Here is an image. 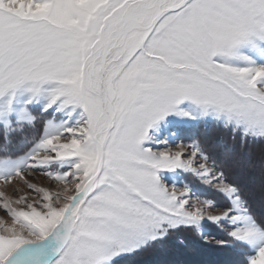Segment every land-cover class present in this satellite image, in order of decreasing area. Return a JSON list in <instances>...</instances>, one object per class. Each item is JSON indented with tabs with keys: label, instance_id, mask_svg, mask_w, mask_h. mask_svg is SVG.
Listing matches in <instances>:
<instances>
[{
	"label": "snow or ice",
	"instance_id": "obj_1",
	"mask_svg": "<svg viewBox=\"0 0 264 264\" xmlns=\"http://www.w3.org/2000/svg\"><path fill=\"white\" fill-rule=\"evenodd\" d=\"M242 49L264 50V0H0V120L21 89L18 121L31 122L41 93L42 111L80 109L26 158L0 157L11 169L0 182L30 189L0 191V264H111L154 247L160 264H191L202 245L228 246L206 225L252 246L247 264H264V229L241 210L222 163L164 132L169 116L214 118L264 139V66ZM65 161L67 171L42 173L62 192L24 175ZM178 170L229 205L165 186L160 173Z\"/></svg>",
	"mask_w": 264,
	"mask_h": 264
},
{
	"label": "rangeland",
	"instance_id": "obj_2",
	"mask_svg": "<svg viewBox=\"0 0 264 264\" xmlns=\"http://www.w3.org/2000/svg\"><path fill=\"white\" fill-rule=\"evenodd\" d=\"M242 51L252 57L255 66H264V50L257 49L249 51L242 49ZM233 64L234 66H245L241 61H233ZM42 87L49 88L54 87V85H43ZM27 96L28 94L23 89L19 90L16 93L12 118L9 120L7 117H4L3 120H0V157L13 161L22 160L32 152L39 141L45 137L46 133H50L52 130L62 131L64 127L74 125L78 119L80 112L78 108L71 115L68 114L70 109L57 112L56 105L47 111H42L46 103V95L41 93L32 104L27 106L28 115L32 117L31 122L27 119L18 121L19 113L25 109ZM183 103L187 105L190 102L185 101ZM5 124H7L6 129L4 127ZM217 130L223 131L222 134L215 133ZM164 132L170 140H175L176 142L191 143L193 139H196L204 146L208 154L215 156L218 162L222 163L229 182L239 189V194L243 202V209L241 210L246 209L247 212L245 214L253 220L248 211L245 199L247 195H250L251 197L255 196L256 200L264 201V185L260 186L258 183L260 179H264V170H259L264 165L260 163L256 164L249 156L247 158L245 153L236 151L240 149L233 151L232 148L235 145L232 146L229 144L227 151L223 150L220 141L225 138L224 133H226V137L229 136L232 144L234 140H237L236 143L238 145L236 147L238 148H241L240 145L245 146L246 144L248 146L250 143H264V139L253 135L255 132L254 129L248 135H242L238 130L236 131L231 127H224L222 122H218L214 118L190 121L169 116L166 118ZM172 133L176 135L172 136ZM231 150L232 153H229ZM68 168L69 162L67 161L54 162L32 169L33 173L30 176H28L27 171L24 175L29 182L35 184L37 187H50L57 192H62L63 189L61 187L52 185L51 180L42 173L46 172L55 175L67 171ZM10 173V168L0 170V175L6 176ZM160 176L162 177V183L167 187L175 186L177 188H183L186 186L193 197L211 199L218 206L229 205L226 197L215 192L210 187L201 184L191 174L178 170L177 172H162ZM239 181L249 188H246V190L250 194L246 195L242 192L240 186L237 185ZM252 189H256L259 193L252 191ZM0 191L5 192L8 197L15 199L22 193H29L30 189L27 188L20 178H15L9 184L0 182ZM2 202L3 197H0V203ZM259 205L260 203L256 205L257 208ZM260 210L262 212V208ZM233 214H238V212L234 211ZM0 215H4V213L0 211ZM235 226L239 227L240 224L238 223ZM206 227L212 237L226 240L228 246L208 247L202 245L201 250L194 257L190 258L191 264H247L248 257L254 252L252 246L244 242L233 241L224 231H221L213 225H206ZM225 227H228L227 222H225ZM257 227L259 226L257 225ZM161 253V248L154 247L130 255H121L112 260L111 264H160Z\"/></svg>",
	"mask_w": 264,
	"mask_h": 264
},
{
	"label": "trees",
	"instance_id": "obj_3",
	"mask_svg": "<svg viewBox=\"0 0 264 264\" xmlns=\"http://www.w3.org/2000/svg\"><path fill=\"white\" fill-rule=\"evenodd\" d=\"M222 132L223 131L217 130L215 133L221 135ZM217 136H219V135H217ZM224 136H225V138L221 139V141H220V143L222 145L221 148L223 150L227 151V146L229 144H231L232 146L235 145L234 148H232L233 151L236 150V149H240V150H236V151L245 153V155L247 156V158L249 156L251 158V160L254 161L256 164L260 163L261 165H264V143H260V142H258V143H250L248 146H246V144H245V146L240 145L241 148H238V147H236L238 145L236 143L237 140H234V142L232 144L230 142L229 136L226 137V133H224ZM229 153H232V150ZM259 170L260 171L264 170V166L262 168H260ZM239 182L237 183V185L240 186V189L242 190V192L244 194H246V195L247 194H250L246 190V188H248V187H246L241 181H239ZM258 183H259L260 186H263L264 185V179H260ZM252 191H256V189L255 190L252 189ZM256 193H259V192L256 191ZM245 201H246V205H247L248 211H249L251 217L253 218V220L255 221V223L261 229H264V210H263V208H264V201L262 200V202H261L259 200H256V197L255 196L251 197L250 195L249 196L248 195L246 196ZM256 203L257 204L260 203V205H259L258 208L256 206L257 205ZM261 208H262V212L260 210Z\"/></svg>",
	"mask_w": 264,
	"mask_h": 264
}]
</instances>
